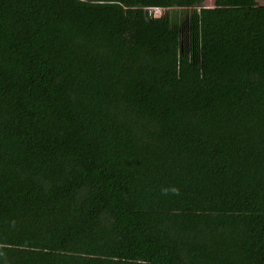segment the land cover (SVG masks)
<instances>
[{"label":"trees","instance_id":"16d2710c","mask_svg":"<svg viewBox=\"0 0 264 264\" xmlns=\"http://www.w3.org/2000/svg\"><path fill=\"white\" fill-rule=\"evenodd\" d=\"M0 264H264V0H0Z\"/></svg>","mask_w":264,"mask_h":264},{"label":"rangeland","instance_id":"374dc122","mask_svg":"<svg viewBox=\"0 0 264 264\" xmlns=\"http://www.w3.org/2000/svg\"><path fill=\"white\" fill-rule=\"evenodd\" d=\"M195 7H190L188 9L190 10H194ZM201 7H198V11H200ZM165 13V8L163 7H156L155 9L153 10H148V14L152 17H155V18H159L161 16H163Z\"/></svg>","mask_w":264,"mask_h":264},{"label":"bare ground","instance_id":"6f19581e","mask_svg":"<svg viewBox=\"0 0 264 264\" xmlns=\"http://www.w3.org/2000/svg\"><path fill=\"white\" fill-rule=\"evenodd\" d=\"M156 8V7H155ZM148 10H153L152 8L148 9Z\"/></svg>","mask_w":264,"mask_h":264}]
</instances>
